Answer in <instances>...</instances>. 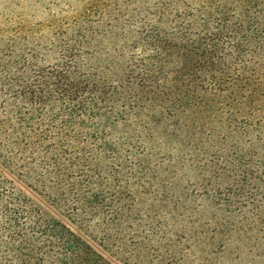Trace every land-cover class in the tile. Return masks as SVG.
Returning a JSON list of instances; mask_svg holds the SVG:
<instances>
[{"label":"trees","instance_id":"16d2710c","mask_svg":"<svg viewBox=\"0 0 264 264\" xmlns=\"http://www.w3.org/2000/svg\"><path fill=\"white\" fill-rule=\"evenodd\" d=\"M83 1L0 51V264H127L167 197L264 264V0Z\"/></svg>","mask_w":264,"mask_h":264},{"label":"rangeland","instance_id":"374dc122","mask_svg":"<svg viewBox=\"0 0 264 264\" xmlns=\"http://www.w3.org/2000/svg\"><path fill=\"white\" fill-rule=\"evenodd\" d=\"M83 5V0H0V51L6 49L5 46L17 27L27 25L34 28L38 23L48 24L53 18L60 20L71 17L79 13ZM188 183V178L182 179L175 192L183 193ZM229 183L227 177L218 180V185H225L223 189ZM152 197L144 195L140 198L143 219L149 218L152 211L157 210L151 208ZM160 204L157 202L154 206ZM250 209L245 211L249 212ZM161 212L163 223L166 222L169 229L168 238L151 242L138 233L142 249L127 264H262L250 252L249 242L244 241L246 229L241 231V227L246 226L247 222L243 225L244 218L238 212L229 215L221 210L217 213L219 219L231 217L229 224L233 230L223 233L218 232L220 229L216 227L219 224L212 218L215 210H202L199 213L197 208H189L186 211V206L182 204L179 211L173 212V202L167 197L163 201ZM144 221H148L146 224L150 222L146 218ZM119 259L122 264H126V257L120 256Z\"/></svg>","mask_w":264,"mask_h":264}]
</instances>
